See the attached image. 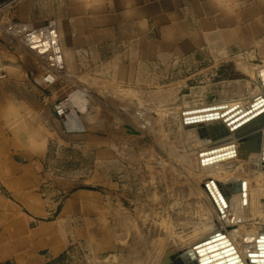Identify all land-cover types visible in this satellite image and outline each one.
Segmentation results:
<instances>
[{
    "label": "crops",
    "instance_id": "obj_1",
    "mask_svg": "<svg viewBox=\"0 0 264 264\" xmlns=\"http://www.w3.org/2000/svg\"><path fill=\"white\" fill-rule=\"evenodd\" d=\"M11 17L56 21L66 77L41 86L40 58L0 34V264H46L70 239L99 253L114 239L105 191L134 152L126 146L120 159L117 134L94 119L70 128L60 101L82 122L74 93L118 90L141 107L165 75L208 74L245 53L264 60V0H20Z\"/></svg>",
    "mask_w": 264,
    "mask_h": 264
},
{
    "label": "rangeland",
    "instance_id": "obj_2",
    "mask_svg": "<svg viewBox=\"0 0 264 264\" xmlns=\"http://www.w3.org/2000/svg\"><path fill=\"white\" fill-rule=\"evenodd\" d=\"M0 34L5 33L0 31ZM241 57L230 60L232 63L219 64L217 70L212 69L208 74L188 70L165 75L164 81H159L165 89L146 90L143 101L147 104L141 107L130 105L132 98H122L118 90L99 87L98 92H81L92 94L97 102L94 124L98 130L117 134L119 158L126 146L134 154L130 166H121L119 162L113 166L114 184L109 185L113 192L105 191L111 207L114 239L107 235L109 241L99 253L70 239L62 252L47 257L46 264H159L167 247L175 243L178 251H182L202 239L207 211L197 186L208 179L209 173L198 172L197 151L189 149L195 145L181 126L180 112L202 104L245 100L264 60H255L250 53ZM74 94L70 96L72 101ZM78 105L82 113L81 104ZM71 110L76 113L75 108ZM139 111H144V115L140 116ZM146 118L153 122L150 129L141 125ZM123 123L141 133H128L120 128ZM141 153L154 154L158 160L147 162ZM237 168H230L231 174Z\"/></svg>",
    "mask_w": 264,
    "mask_h": 264
},
{
    "label": "bare ground",
    "instance_id": "obj_3",
    "mask_svg": "<svg viewBox=\"0 0 264 264\" xmlns=\"http://www.w3.org/2000/svg\"><path fill=\"white\" fill-rule=\"evenodd\" d=\"M241 56L239 58L242 59ZM80 94H74L76 96L73 97V101L77 99L78 102H76L81 104L85 121L80 122L73 115L72 106L69 103L64 104L69 109L66 118L67 125L70 128L83 127L85 123L91 122L98 112V105L93 95L90 93ZM73 101L71 99L72 105L76 103ZM263 101L264 65H259L252 87H250L245 100L234 99L219 103L197 105L181 110V126L195 145V148L189 149L191 152L197 151L198 172L209 173L208 179L197 186L199 194L206 201L205 208L207 213L204 215L206 218L204 231L206 233L201 234L202 239L196 241L185 250L178 251V246L175 243L167 247L159 264H174V259L177 260V258V264H203L200 262V254L198 253L201 248L193 247L199 243H206L208 239H214L218 235H223L225 238L211 244L219 247L221 241L228 239L231 246L235 249L233 251L235 256L239 255L242 264L264 262V256L258 255L261 252L259 246L263 243L259 241L264 239V114L252 121L250 130L244 135L236 136L233 133L221 137L218 135L220 134L219 129L227 124L225 116H222L225 111L236 107L243 112L250 109L257 112L260 111L259 108L264 107ZM255 102L257 103L256 108L254 106ZM260 103H263L262 106H260ZM199 109L204 110L196 112ZM208 113L218 115L212 118H205L204 120H197L196 122H187L185 120L189 116L208 115ZM152 114L156 116L154 113ZM139 115L143 116L144 111H139ZM141 125L145 129H150L153 127V122L146 118V120L141 122ZM202 126L208 129V133L214 132L209 135L206 141L200 138ZM213 135L217 137V140L210 142ZM231 144L233 146L227 150H233L236 156L232 155L225 160L204 162L203 158L205 156L202 157L200 155L202 152ZM141 156L147 162L158 160L156 155L150 153H141ZM233 166H238V168L236 172L231 174L232 169L230 168ZM243 182H245L244 186ZM190 248L193 249L192 255L184 258L179 256L181 252ZM232 257L231 254L223 255V252H221L211 264H216ZM234 260L230 259L227 264H235L233 263Z\"/></svg>",
    "mask_w": 264,
    "mask_h": 264
},
{
    "label": "built area",
    "instance_id": "obj_4",
    "mask_svg": "<svg viewBox=\"0 0 264 264\" xmlns=\"http://www.w3.org/2000/svg\"><path fill=\"white\" fill-rule=\"evenodd\" d=\"M20 0H0V31L12 33L29 51H33L44 65L41 75L35 77V82L49 88L66 77V62L64 52L56 31V21H49L42 26L16 22L11 17L12 7ZM9 25V26H8ZM10 27V28H9ZM10 37V36H9ZM7 78V74L0 72V79ZM60 101L56 111L62 119H66L69 109Z\"/></svg>",
    "mask_w": 264,
    "mask_h": 264
},
{
    "label": "water",
    "instance_id": "obj_5",
    "mask_svg": "<svg viewBox=\"0 0 264 264\" xmlns=\"http://www.w3.org/2000/svg\"><path fill=\"white\" fill-rule=\"evenodd\" d=\"M264 102V101H263ZM263 103H260V106H262ZM254 106L256 108L257 103H254ZM259 106V107H260ZM262 109V110H261ZM204 109H199L196 110V112H201ZM260 111L254 112L253 109L247 110L245 112H243L241 109H237L232 108L229 109L227 111H225L222 116H225V120L227 122V124L225 126H223V128L219 129L220 130V134L219 137L221 136H226L229 135L231 133L235 134L236 136H240V135H244L246 132H248L250 130V124L252 123V121L257 118L258 116L264 114V107L259 108ZM213 113V112H212ZM210 115V116H209ZM218 115V114H216ZM216 115H212L210 113H208V115H204V114H198L197 116H189L188 118H185V120L187 122L190 121H194L196 122L197 120H204L205 118H212L213 116ZM120 128L126 129L128 133L130 134H137L139 135L141 133V131H139L138 129H136L135 127H133L132 125L129 124H121ZM216 132V131H215ZM214 132H210L208 133V129L204 126H202V131H201V135L200 138H202L203 141H206L207 138H209V135H212ZM217 140V137L215 135H213V138L211 139L210 142H215ZM233 146V144L229 145V146H222L219 148H214L212 150L209 151H205L202 152L200 155L202 157L205 156V158H203L204 162H219L220 160H225L227 158H230L232 155H235V153L233 152V150H227L229 148H231ZM236 156V155H235ZM233 156V157H235ZM245 185V182H243V186ZM225 236L223 235H218L217 237H215L214 239H208V241L205 243H199L196 244L193 248H201L200 251L198 252L200 254V262H202L203 264H211L212 261H214L215 258H217L221 252H223V255H227V254H231V256H233L232 258H229L227 260H222L217 262L216 264H227L228 261H230V259H235L233 261V263L235 264H242V262H240V257L239 255L234 254V248L231 246V243L228 239H225L223 241H221L219 247L215 244H211L212 242H215L219 239H224ZM259 242H263L260 244V248H261V252L258 254L260 256H264V239L259 241ZM193 254V249L190 248L186 251H183L180 253L179 256L181 257H186V256H190ZM260 258V257H257ZM256 259V258H255ZM178 260V258H177ZM177 260L174 259V264H177ZM256 262V261H254ZM259 264H264V262H260Z\"/></svg>",
    "mask_w": 264,
    "mask_h": 264
}]
</instances>
